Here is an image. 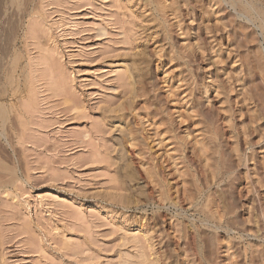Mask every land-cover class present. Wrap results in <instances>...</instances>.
Segmentation results:
<instances>
[{
	"label": "rangeland",
	"instance_id": "374dc122",
	"mask_svg": "<svg viewBox=\"0 0 264 264\" xmlns=\"http://www.w3.org/2000/svg\"><path fill=\"white\" fill-rule=\"evenodd\" d=\"M0 62V264H264V0H0Z\"/></svg>",
	"mask_w": 264,
	"mask_h": 264
},
{
	"label": "bare ground",
	"instance_id": "6f19581e",
	"mask_svg": "<svg viewBox=\"0 0 264 264\" xmlns=\"http://www.w3.org/2000/svg\"><path fill=\"white\" fill-rule=\"evenodd\" d=\"M234 1V0H233ZM11 4H19L20 0H10ZM5 4V3H4ZM3 4V5H4ZM247 8H250L249 6H246ZM2 12V11H1ZM7 50V49H6ZM12 56V55H11ZM11 59V58H10ZM16 64H14L13 62L8 63V65H6L5 63L0 62V71H4V69H15ZM5 74V72H4ZM3 75V74H2ZM5 76V75H4ZM2 76V77H4ZM10 77V74H8V78ZM2 83H4L2 81V78L0 77V87L2 85ZM5 94V91L3 89L0 90V100L1 97ZM2 102V101H1ZM0 102V128H3L7 119H8V112H7V108L4 106V104H2ZM223 158V157H222ZM222 163V161H221ZM223 168V167H222ZM5 177V176H4ZM3 177V178H4ZM5 183L4 182H0V188L4 187ZM9 187V186H8ZM6 188V187H5ZM230 211V210H229ZM231 212V211H230ZM229 221V220H228ZM209 222V221H208Z\"/></svg>",
	"mask_w": 264,
	"mask_h": 264
}]
</instances>
